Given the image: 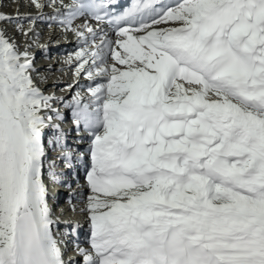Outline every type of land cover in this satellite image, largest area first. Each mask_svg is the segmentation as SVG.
Wrapping results in <instances>:
<instances>
[{"label":"snow or ice","instance_id":"6c2138e0","mask_svg":"<svg viewBox=\"0 0 264 264\" xmlns=\"http://www.w3.org/2000/svg\"><path fill=\"white\" fill-rule=\"evenodd\" d=\"M114 3L73 0L61 21L93 40L76 74L104 79L73 98L92 137L83 264H264V0ZM85 12L115 41L72 29ZM32 71L0 30V264H65L41 179L54 97Z\"/></svg>","mask_w":264,"mask_h":264},{"label":"bare ground","instance_id":"6f19581e","mask_svg":"<svg viewBox=\"0 0 264 264\" xmlns=\"http://www.w3.org/2000/svg\"><path fill=\"white\" fill-rule=\"evenodd\" d=\"M7 0H0V7H3V5L5 4V2H6ZM20 1V0H19ZM17 2V0H14V3H16ZM25 2V1H24ZM40 2V4H41V0L39 1ZM26 3H28V9L29 8H31V7H35L32 3H30V0H26V2L24 3V5H21V6H19L18 7V9L20 10V8H22V6H24V8L26 7ZM47 4V3H46ZM14 6V5H13ZM15 8V7H14ZM36 9H38V8H36ZM21 11V10H20ZM14 13V11H12V12H4V13H2L1 11H0V14H3V15H5V16H10V17H16L17 15H19L20 17H29L30 18V20H24L23 22H22V28H24V29H26V25L27 24H24V22H26V21H30V22H28V26H29V24L31 25V23L32 22H34V28H31V30H30V34H29V39H34V38H36L37 37V35H40L41 36V34L37 31V27H35L36 25L38 26V27H40L42 24H44L43 23V21L45 20V18H42V17H40L41 15L38 13V12H35V13H33V12H31V13H24V14H21V13H19V12H15L16 13V15H14L13 14ZM5 23V22H4ZM11 23H20V25H21V22H18V21H16V20H13ZM9 25H10V23H9ZM12 26V25H11ZM3 27H5V26H3ZM15 27V26H14ZM16 27H17V25H16ZM19 27V26H18ZM20 28V27H19ZM3 30V32L6 34V30H5V28H3L2 29ZM49 33V32H48ZM47 35V36H46ZM45 36H46V38H45V41L44 42H42V43H44L45 44V47L44 48H46V47H52V46H54V42L52 41V38H50V36H49V34H46ZM28 38V37H27ZM114 39V38H113ZM115 41V40H114ZM78 43H80V40L78 39V37H76L75 39H71L70 40V42H68V45L67 46H65V47H63V49L65 50V51H70L73 47H75ZM35 44H36V46H33V43L31 42V41H27V44H26V48L27 49H30L31 50V55L34 53V55L33 56H35L36 55V53L35 52H37V50L39 49V43H36L35 42ZM21 46V45H20ZM30 56V55H29ZM72 57L73 58V55L72 54H70L69 55V57ZM68 57V58H69ZM31 60V59H30ZM62 60H63V62H62ZM64 60H66V58H61V62L59 63V62H50V63H44V65L42 66V69H44V70H49V71H53L54 73H56L57 72V70H56V68H57V66L59 65V66H62V71H61V73H58L59 75H54L53 73H49L48 75H49V79L47 80V81H44L43 83L41 82V83H35V87L37 88V89H39V90H43V92H45V91H47V89L50 91L51 89H53V91H58V92H65L67 89H69V93H68V95L70 94V91L71 90H76L77 88H82L83 89V87H79V85H82V84H84L88 89L92 86V85H94L93 83L95 82V81H100V79L99 78H97V76L96 77H93V78H91V79H89L87 82H81V81H76V82H74V81H72V82H66L64 79H63V74L66 72V71H68V72H70V69L73 67V65H75L76 63H75V61H72L71 63H68L67 61H64ZM88 66V65H87ZM117 67H121L120 65H117ZM32 68L34 69L35 67L34 66H32ZM89 69H90V67H88ZM33 72H36V70H34ZM69 74V73H68ZM46 75V74H45ZM67 76V75H66ZM56 77V78H55ZM40 78H42V77H40ZM97 79V80H96ZM47 88V89H46ZM62 92V93H63ZM54 93V92H53ZM43 94V93H42ZM46 96H48V97H52L49 93H47L46 94ZM55 97H54V99H55V103L54 102H52V104H57V103H59L60 102V99L61 98H59V96H61V95H58V96H56V95H54ZM59 99H58V98ZM65 98H67V96H64V98H62L63 100H62V102H60V105H62V106H66V105H64L63 104V101H64V99ZM53 99V100H54ZM48 114H51L50 112L48 113ZM46 134H47V131H46ZM51 178H53V175H51L50 176ZM54 190H56V188L55 187H53L52 188V191H54ZM86 193V194H85ZM85 193L83 194V197L84 198H86V197H89L88 195H87V193H89L90 194V196H91V194L93 195V193L91 192V189L90 188H87V190L85 191ZM85 241H86V239H87V242L89 241V238H88V236H86L85 235Z\"/></svg>","mask_w":264,"mask_h":264},{"label":"rangeland","instance_id":"374dc122","mask_svg":"<svg viewBox=\"0 0 264 264\" xmlns=\"http://www.w3.org/2000/svg\"><path fill=\"white\" fill-rule=\"evenodd\" d=\"M26 2V0H17V2L16 3H14V0H7L6 2H5V4L3 5V7H0V11L2 12V13H4V12H12V11H14V15H16V13L15 12H19V13H21V14H24V12H26L27 11V8L29 7L28 6V3H26V7L24 8V6H22V8H20V10L18 9V7L19 6H21V5H24V3ZM14 5V6H13ZM15 7V8H14ZM49 8H51V5H49L47 8H46V10L47 9H49ZM39 9H41V8H38V9H36V7H31V8H29L28 9V11L26 12V13H31V12H33V13H35V12H39ZM40 14V13H39ZM41 15V14H40ZM45 21V20H44ZM44 21H43V23H44ZM9 23H10V25H9ZM12 25V26H11ZM16 25H17V27H16ZM43 25V24H42ZM3 26H5V27H3ZM15 26V27H14ZM20 28H19V27ZM30 24H29V26H28V24L26 25V29H24V28H22V26L20 25V23H11V22H3V23H0V30H2L3 28H5V30H6V37L9 39V41L11 42V43H14L15 45H16V47H17V50H18V52L19 53H21V54H23V53H27V55H28V57L30 58L31 57V50L30 49H27L26 48V44H27V41H31L32 43H33V46H36V44H35V42L36 43H39V49L37 50V52H35L36 53V55H35V57L36 56H39V55H41V52H40V50H42L41 48V46H45V44L44 43H42V42H44V40H45V38H46V34H49V35H51L50 33H47V31L48 30H43L42 29V31H44V34H42V39H38V38H34V39H29V30H30ZM38 31H40V29H38ZM25 32H27L28 34L27 35H24V33ZM54 33V32H53ZM46 35V36H45ZM28 37V38H27ZM21 45V46H20ZM77 46V45H76ZM75 46V47H76ZM65 47V46H64ZM74 48V47H73ZM71 49L70 51H72V50H74V49ZM30 55V56H29ZM31 59V58H30ZM64 61H68V58H66V60H64ZM72 61H75V63L77 64L79 61H76V59H75V56H73V58H72ZM31 62H32V66H34L35 68H34V70H36V72H31V78H32V81H33V84L35 85V83H43L44 81H47L48 79H49V70H44V69H42V66L44 65V63H43V61L41 60H32L31 59ZM60 62H61V59H60ZM62 62H63V60H62ZM41 63V64H40ZM75 64V65H76ZM75 65H73V67L75 66ZM78 66V65H77ZM89 66V65H88ZM88 66H86V68H88ZM72 67V68H73ZM72 68H71V70H70V72H68V71H66L64 74H63V79L66 81V82H72V81H74V82H76L77 80H75L76 79V77H77V68L76 69H73V71H72ZM69 73V74H68ZM46 74V75H45ZM83 74V78H80V79H82L83 81L85 80V72H81V75ZM67 75V76H66ZM40 77H42V78H40ZM82 77V76H81ZM93 77H96V75H94L93 74ZM92 77V78H93ZM97 78H98V76H97ZM47 79V80H46ZM97 80V79H96ZM79 81H81V80H79ZM97 82H99V81H95L93 84H95V83H97ZM97 84H100V83H97ZM47 89V88H46ZM41 91V93H43V95L44 96H46V94L47 93H49L52 97H55L54 95H56V96H58V95H64V93H66V92H68L69 93V89H67L65 92H58V91H53V89H51L50 91L47 89V91H45V92H43V90H40ZM72 91L73 90H71L70 91V94L69 95H67V96H70L71 95V93H72ZM75 91V90H74ZM54 92V93H53ZM66 95V94H65ZM46 116V115H45ZM47 117V116H46ZM46 126H48V124L46 123ZM52 135L51 134H49L48 135V137H47V139H46V142L44 143L46 146H44V148H46L47 146H48V140L50 139V137H51ZM92 195V194H91ZM88 196H90V195H88ZM89 197H86L85 198V201L88 199ZM62 208H59L58 210H61ZM58 210H56V211H58ZM61 216H63V217H66L67 216V213H66V211H62V213H61ZM86 242H87V239H86ZM89 242V241H88ZM69 255H71V253H70V251H68V250H66V256H69Z\"/></svg>","mask_w":264,"mask_h":264}]
</instances>
